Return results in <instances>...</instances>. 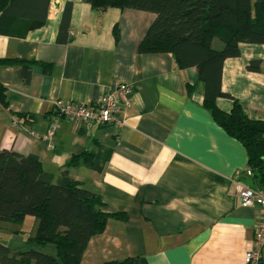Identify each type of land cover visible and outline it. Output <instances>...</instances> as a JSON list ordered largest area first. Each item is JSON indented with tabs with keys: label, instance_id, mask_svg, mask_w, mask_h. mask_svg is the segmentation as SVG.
<instances>
[{
	"label": "crops",
	"instance_id": "1",
	"mask_svg": "<svg viewBox=\"0 0 264 264\" xmlns=\"http://www.w3.org/2000/svg\"><path fill=\"white\" fill-rule=\"evenodd\" d=\"M66 3L72 5L69 25L60 34ZM43 14L41 7L37 16ZM153 20L154 14L133 9L100 14L82 0H49L45 23L32 30L25 31L27 20L8 19L0 60L36 64L28 83L17 66H0L7 100V107L0 105V152L35 156L54 182L67 171L100 197L106 212L126 215L125 221L110 218L90 239L81 264H245L257 215L240 207L235 192L236 183L253 184L246 150L204 107L195 68L179 69L170 53L139 52ZM239 50L223 64L222 91L251 120L264 121V45L239 44ZM251 60L262 61L260 72L246 70ZM121 84L128 94L119 127L86 130L61 118L47 139L56 101L93 109ZM186 85L194 86L189 94ZM232 102L215 103L228 113ZM83 151L97 155L101 171L66 168Z\"/></svg>",
	"mask_w": 264,
	"mask_h": 264
},
{
	"label": "trees",
	"instance_id": "2",
	"mask_svg": "<svg viewBox=\"0 0 264 264\" xmlns=\"http://www.w3.org/2000/svg\"><path fill=\"white\" fill-rule=\"evenodd\" d=\"M82 1L100 14L108 8L154 14V20L139 44V52L170 53L179 69H196L198 82L203 85L204 107L215 123L246 150L253 180L248 187L264 191V121L251 120L240 104L221 88L223 64L226 59L240 55L239 44L264 45V0ZM48 4L49 0H0V35L9 33L8 23L12 21L8 22V19L27 20L29 25L25 31L42 26ZM71 6V3L65 5L60 34L68 29ZM41 7L44 14L39 17ZM214 40L221 43L220 49L214 48ZM261 63V60H251L246 70L258 73ZM34 64L24 60H0V66H17L24 83L30 81ZM44 69L47 70V66ZM193 89L194 86L186 85L188 94ZM219 98L233 101L231 111L225 113L216 106ZM0 105L7 107L2 85ZM26 119L30 120L29 117ZM80 165L101 171L97 155L88 151L72 156L66 168ZM27 217L37 221L34 235L15 251L0 244V264H81L88 242L104 231L110 218L126 220L125 214L106 212L100 197L84 190L67 171L54 182L35 156L2 151L0 222L17 224ZM47 247H52L54 253L38 250ZM134 263L135 260L126 259L105 264Z\"/></svg>",
	"mask_w": 264,
	"mask_h": 264
},
{
	"label": "built area",
	"instance_id": "3",
	"mask_svg": "<svg viewBox=\"0 0 264 264\" xmlns=\"http://www.w3.org/2000/svg\"><path fill=\"white\" fill-rule=\"evenodd\" d=\"M128 94L125 84L118 85L113 93L98 98L93 109L82 104L64 105L61 101L55 103V119L48 128L47 139H51L59 127V119L82 124L89 130L96 125H114L119 127L121 102ZM15 122V121H14ZM246 174L251 175L249 167ZM235 192L242 208H255L257 211L254 239L251 249L245 254V264H259L264 251V191L254 190L242 183H236Z\"/></svg>",
	"mask_w": 264,
	"mask_h": 264
},
{
	"label": "rangeland",
	"instance_id": "4",
	"mask_svg": "<svg viewBox=\"0 0 264 264\" xmlns=\"http://www.w3.org/2000/svg\"><path fill=\"white\" fill-rule=\"evenodd\" d=\"M255 17V12L253 13ZM214 48L220 49L221 43L215 42ZM241 207V206H240ZM37 227V221L33 217H27L22 223L7 224L0 222V244L8 246L12 251L18 250L25 245L26 240L33 236ZM41 252L53 254L52 247L38 248Z\"/></svg>",
	"mask_w": 264,
	"mask_h": 264
}]
</instances>
